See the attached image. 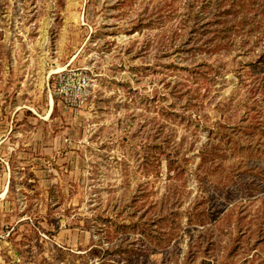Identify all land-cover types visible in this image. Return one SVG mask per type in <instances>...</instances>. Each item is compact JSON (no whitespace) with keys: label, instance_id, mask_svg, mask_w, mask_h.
<instances>
[{"label":"rangeland","instance_id":"rangeland-1","mask_svg":"<svg viewBox=\"0 0 264 264\" xmlns=\"http://www.w3.org/2000/svg\"><path fill=\"white\" fill-rule=\"evenodd\" d=\"M193 1L0 0V264H264V67Z\"/></svg>","mask_w":264,"mask_h":264},{"label":"trees","instance_id":"trees-1","mask_svg":"<svg viewBox=\"0 0 264 264\" xmlns=\"http://www.w3.org/2000/svg\"><path fill=\"white\" fill-rule=\"evenodd\" d=\"M194 10L187 12L183 19L185 26L191 22L188 35L193 39L199 34L205 39L196 49L206 53L221 50L234 51L239 55L254 51L258 68L264 67V0H195ZM189 20V21H188ZM189 26V25H188ZM170 214V213H166ZM162 218V216H160ZM134 221L121 223L122 227H132ZM118 251L129 253L132 249ZM108 262V261H107ZM109 263V262H108Z\"/></svg>","mask_w":264,"mask_h":264},{"label":"built area","instance_id":"built-area-1","mask_svg":"<svg viewBox=\"0 0 264 264\" xmlns=\"http://www.w3.org/2000/svg\"><path fill=\"white\" fill-rule=\"evenodd\" d=\"M88 78L81 73L66 72L55 79V92L62 95L72 104H79L86 94Z\"/></svg>","mask_w":264,"mask_h":264}]
</instances>
